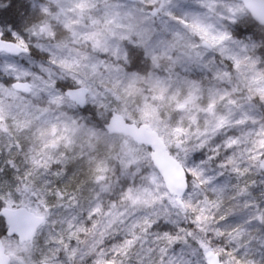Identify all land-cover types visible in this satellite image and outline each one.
I'll return each mask as SVG.
<instances>
[{
	"label": "snow or ice",
	"instance_id": "1",
	"mask_svg": "<svg viewBox=\"0 0 264 264\" xmlns=\"http://www.w3.org/2000/svg\"><path fill=\"white\" fill-rule=\"evenodd\" d=\"M0 264H264V0H0Z\"/></svg>",
	"mask_w": 264,
	"mask_h": 264
},
{
	"label": "rangeland",
	"instance_id": "2",
	"mask_svg": "<svg viewBox=\"0 0 264 264\" xmlns=\"http://www.w3.org/2000/svg\"><path fill=\"white\" fill-rule=\"evenodd\" d=\"M98 144H99V146L101 147V148H104V147H110V144H108V142L107 141H105V140H101V141H99L98 142Z\"/></svg>",
	"mask_w": 264,
	"mask_h": 264
}]
</instances>
